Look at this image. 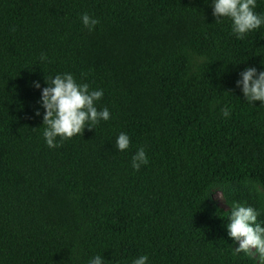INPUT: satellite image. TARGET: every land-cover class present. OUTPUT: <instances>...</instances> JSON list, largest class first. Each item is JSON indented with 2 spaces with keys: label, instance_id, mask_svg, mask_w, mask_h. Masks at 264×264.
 <instances>
[{
  "label": "trees",
  "instance_id": "1",
  "mask_svg": "<svg viewBox=\"0 0 264 264\" xmlns=\"http://www.w3.org/2000/svg\"><path fill=\"white\" fill-rule=\"evenodd\" d=\"M231 24L213 0H0V264H258L226 224L238 201L264 226V104L236 83L264 71V25ZM63 73L111 118L50 148L39 101Z\"/></svg>",
  "mask_w": 264,
  "mask_h": 264
},
{
  "label": "clouds",
  "instance_id": "2",
  "mask_svg": "<svg viewBox=\"0 0 264 264\" xmlns=\"http://www.w3.org/2000/svg\"><path fill=\"white\" fill-rule=\"evenodd\" d=\"M256 0H213V16L216 21L228 18L232 21V32L237 39H243L248 33L257 30L264 25V16L255 11ZM82 23L89 30L95 29L100 23L87 13L81 17ZM41 60H47L45 54ZM242 79L237 80V86H242V92L247 102L260 101L264 104V71L257 72L255 67H248L240 73ZM47 87L42 89L41 103L45 109L43 115V136L48 147L57 148L62 142L77 135H82L85 128H95L101 120L111 118L108 108L98 110L96 102L103 96V90H90L87 83H78L71 73L57 74L54 78L46 79ZM36 88H40L39 82H33ZM224 117H229V108L221 109ZM35 115L39 116L37 109ZM131 144L130 137L121 132L116 138L115 147L119 151H126ZM148 156L143 147L139 148L132 157V167L139 171L142 165L148 164ZM258 187V186H257ZM210 190L207 194L209 195ZM217 198L222 200L220 193ZM206 196V197H207ZM261 213L251 207L245 206L238 201L231 204L228 223L226 224L228 235L239 242V246L233 248L234 254L243 252L246 256L257 259L258 264H264V226L257 222ZM255 224V226H253ZM148 256L142 255L135 259L132 264H147ZM89 264H104L103 257L97 255Z\"/></svg>",
  "mask_w": 264,
  "mask_h": 264
},
{
  "label": "rangeland",
  "instance_id": "3",
  "mask_svg": "<svg viewBox=\"0 0 264 264\" xmlns=\"http://www.w3.org/2000/svg\"><path fill=\"white\" fill-rule=\"evenodd\" d=\"M216 193H217V192H216ZM216 193L214 194L215 199H216L220 204H223V201L217 198ZM218 193H219V192H218Z\"/></svg>",
  "mask_w": 264,
  "mask_h": 264
}]
</instances>
